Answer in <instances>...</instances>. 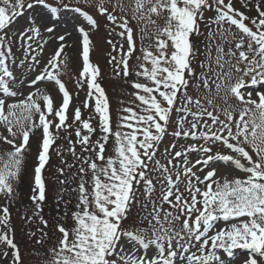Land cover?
Wrapping results in <instances>:
<instances>
[{
  "label": "snow or ice",
  "instance_id": "1",
  "mask_svg": "<svg viewBox=\"0 0 264 264\" xmlns=\"http://www.w3.org/2000/svg\"><path fill=\"white\" fill-rule=\"evenodd\" d=\"M84 2L106 18L109 36L119 37L107 40L108 63L126 80L137 52L132 22L140 26L138 79L129 82L131 106L121 109L115 129L84 27L76 29V84L86 88L82 108L90 114L84 118L81 107L71 108L68 122L73 96L61 79L69 66L66 35H55V22L61 11L82 17L90 29L97 19L66 0H0V128L7 133H0V144L9 146L0 153V196L9 203L15 197L31 138L40 131L31 173L35 211L26 219L43 225L35 243L45 249L44 264H264V0H238L243 10L236 0H109L110 8ZM22 20V30L13 28ZM149 26L153 42L145 47ZM45 32L60 43L33 76L39 64L33 43ZM201 36L202 50L195 42ZM17 41L24 56L19 64ZM22 68L28 70L23 79ZM45 81L57 88L59 106L39 87ZM62 132L73 162L61 159L57 205L64 220L57 221L59 235L49 247L48 221L40 215L43 172ZM221 166L239 174L221 177ZM12 231L9 207L0 206V259L11 250L12 264H25Z\"/></svg>",
  "mask_w": 264,
  "mask_h": 264
},
{
  "label": "rangeland",
  "instance_id": "2",
  "mask_svg": "<svg viewBox=\"0 0 264 264\" xmlns=\"http://www.w3.org/2000/svg\"><path fill=\"white\" fill-rule=\"evenodd\" d=\"M66 2L71 7L80 6L84 8L85 11L91 14L98 21V27L96 29H90L86 22L83 21L82 17L74 14L72 11H61L59 20L55 22V35H66V40L64 42L66 46L63 55L69 60V66L66 70L62 69L61 79L65 83L67 90L73 96L72 105L70 106V118L68 122L71 123V108H82V101L85 99L86 88L80 89L76 84L78 72L81 69V47L79 43V34L77 33L76 29L77 27H84L86 31H89V36L92 41L90 60L93 65L99 67L100 76L98 77V82L105 89L106 95L109 99L112 125L115 129L121 115V109L125 106H131L130 101L133 99V97L130 94L133 92V89L131 88L129 82L138 79L135 76V71L137 70L136 65L139 63V61L136 59V56L140 55L139 49L141 47V34L139 31L140 26H138L135 21L132 22V27L136 31L137 52L130 61L132 74L126 80L122 76H116L113 65L108 63L111 47L108 45L107 40L113 39L114 42H119V37L115 36V34L109 36L111 25H109L106 18L98 15L96 7L93 4L85 5L84 0H66ZM98 2L103 3L106 7H111L109 0H98ZM124 3L130 4L131 0H124ZM235 6L243 10L238 3V0H236ZM207 15L210 16L212 13H207ZM37 23H40V21H37ZM46 23L52 22L47 21ZM17 27L22 30L24 27V21L22 20L19 25H13V28ZM201 30L206 31L203 25H201ZM117 31H119V29H117ZM151 31L152 28L149 26V35H146L143 38V46L145 47L153 42L150 38ZM203 39V36H201L195 40L197 46L201 48V50L204 47V45L201 43ZM43 40H47L48 43H46L44 48L41 50L37 47V43H42ZM43 40L33 43V49H35V51L31 52V55L37 56L39 60V64L37 65L35 72L32 73L33 76L43 67H45L47 61L51 58L53 52L60 43L58 40L50 39L46 32L43 35ZM19 43L20 42L17 41V47L13 48V51L17 57V64H19L20 60L24 59V56L18 47ZM112 54L116 55V53ZM202 58L203 57L201 56V59ZM26 63H30V61H26ZM198 70L199 69H197V71ZM18 74H20L21 79H23L28 76V70L26 68L18 69ZM141 82L144 81L141 80ZM39 87L42 90L48 92L54 98L56 106H59L61 102L60 94L58 93V90L54 84L45 81L44 83L40 84ZM27 94L28 92L26 90L24 95ZM89 114L90 109L82 108V115L84 118H87ZM93 123L95 125L96 121H93ZM53 131H55V129H53ZM169 131H171V129ZM68 132L72 133L71 139L74 141V130L70 128L68 129ZM0 133L4 135L7 134L6 132H3L2 128H0ZM98 134L99 129L97 128V134H94L93 139L98 138ZM59 135L61 138H58L50 149V160L43 172L46 182V200L42 204V211L40 212V215L44 218V220L48 221L49 226L48 228L44 229V231H46L48 236L51 237L50 240L45 238L49 247L55 243L56 236L59 235L55 230L57 221L64 220L63 205H57V199L62 187L57 179L59 177V168L63 167L61 164V159L67 160L69 163L73 162V157L68 151L69 145L66 138L67 133L62 132ZM40 138V131H36L35 135L31 138V152L29 153L27 159V171L24 179L19 183L16 189V195L11 203H9L4 197L0 196V206L7 205L9 207L10 227L13 230L10 235L14 236V242L19 246L25 264H44L45 260L47 259V256L45 255V249L35 243V239L40 238V233L37 231V228H43V225L40 224L38 218L34 217L31 220L26 219V217H33V212L35 211L30 199L32 194L31 173L34 165L37 162L36 156ZM171 139V135L165 137L160 146L161 152H163L164 147L169 144ZM8 147V145L0 144V153H3L8 149ZM76 151L79 154V145H76ZM58 153H61L62 155H58ZM72 171H75V169ZM69 174V170L65 168V177H67ZM238 174V172H232L223 166H221L218 171V175L221 177L228 176V178H231L233 175ZM67 198L68 197L65 196V199ZM74 202L75 201H73V203ZM33 232L36 233V237H32L30 235ZM4 250V246L0 245V253H2ZM0 264H12L11 250H9V258L0 259ZM237 264H239V261H237Z\"/></svg>",
  "mask_w": 264,
  "mask_h": 264
}]
</instances>
